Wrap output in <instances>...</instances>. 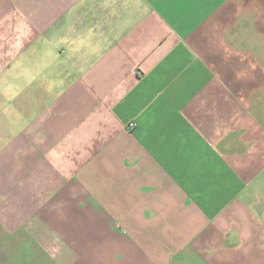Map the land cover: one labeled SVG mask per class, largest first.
Wrapping results in <instances>:
<instances>
[{"label": "crops", "instance_id": "1", "mask_svg": "<svg viewBox=\"0 0 264 264\" xmlns=\"http://www.w3.org/2000/svg\"><path fill=\"white\" fill-rule=\"evenodd\" d=\"M0 264H264V0H0Z\"/></svg>", "mask_w": 264, "mask_h": 264}]
</instances>
